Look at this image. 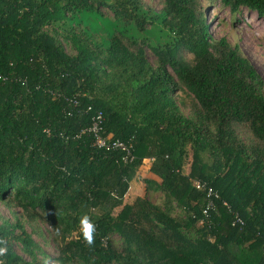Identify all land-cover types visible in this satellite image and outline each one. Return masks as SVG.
<instances>
[{
	"label": "trees",
	"instance_id": "16d2710c",
	"mask_svg": "<svg viewBox=\"0 0 264 264\" xmlns=\"http://www.w3.org/2000/svg\"><path fill=\"white\" fill-rule=\"evenodd\" d=\"M204 1L264 17V0H0V201L50 228L58 264H264V80L213 38ZM97 111L131 161L95 146ZM0 248L45 264L22 222L0 224Z\"/></svg>",
	"mask_w": 264,
	"mask_h": 264
},
{
	"label": "rangeland",
	"instance_id": "374dc122",
	"mask_svg": "<svg viewBox=\"0 0 264 264\" xmlns=\"http://www.w3.org/2000/svg\"><path fill=\"white\" fill-rule=\"evenodd\" d=\"M145 1L154 10L159 11L161 9L160 0ZM203 4L207 7L206 15L213 38H225L231 46L237 47L264 80V17H259L255 12L246 8H242L239 13L232 15L228 9L222 8L218 1L213 3L204 1ZM147 57L153 65L154 57L149 50L147 51ZM187 57L190 58V56ZM184 97V94H178V98ZM191 160V155H189L183 166V174L189 173ZM145 163L149 167L151 160H146ZM144 176L143 173H136L129 184L127 193L123 197V204H133L140 199L145 186L142 181ZM146 199L152 204H160L162 196L160 193L150 192ZM179 212L180 210L176 208V213ZM4 221L14 225L18 221L22 222L26 232L31 234L32 239L41 250L37 254L38 260L43 261L45 264H58L55 260L58 255L57 246L50 228L46 224L40 222L35 225L29 224L21 208L12 199L0 201V224ZM35 228H38L37 233L34 232ZM16 232L18 233L19 230ZM112 239L116 243H120L118 236L114 235ZM13 247L16 253L27 260L29 259L28 255L23 252L22 245L19 242H14Z\"/></svg>",
	"mask_w": 264,
	"mask_h": 264
},
{
	"label": "built area",
	"instance_id": "2783aa9c",
	"mask_svg": "<svg viewBox=\"0 0 264 264\" xmlns=\"http://www.w3.org/2000/svg\"><path fill=\"white\" fill-rule=\"evenodd\" d=\"M91 107L87 108V111H90ZM102 123H103V116L102 113L100 111H97V113L93 116L92 118V125L89 129V131L93 134L94 136V144L96 147L98 148H104L107 151H120L122 153H125L123 158V161L125 163H127L128 161H131V155H130V150L129 147L126 146L123 142L119 141V140H111L110 138L105 139L103 137H101L99 135V132L101 130L102 127ZM194 187L196 189H202L203 185L200 184L199 182H194ZM212 197L213 198H217V194H215L211 189H208L207 192V198H208V202L206 207L204 208L203 215L205 217L209 216L210 210L213 209V202H212ZM236 221L233 223V226H237V225H242V221L238 218V216L236 215Z\"/></svg>",
	"mask_w": 264,
	"mask_h": 264
},
{
	"label": "clouds",
	"instance_id": "9594fccd",
	"mask_svg": "<svg viewBox=\"0 0 264 264\" xmlns=\"http://www.w3.org/2000/svg\"><path fill=\"white\" fill-rule=\"evenodd\" d=\"M83 226V233L85 240L91 244L93 242V232H94V225L90 223L88 217H85L82 221ZM7 249L6 248H0V256L5 255ZM0 264H3V261L0 260Z\"/></svg>",
	"mask_w": 264,
	"mask_h": 264
},
{
	"label": "crops",
	"instance_id": "0c3cea01",
	"mask_svg": "<svg viewBox=\"0 0 264 264\" xmlns=\"http://www.w3.org/2000/svg\"><path fill=\"white\" fill-rule=\"evenodd\" d=\"M147 160H149V159H147ZM146 160H144V164L142 165V167H141V170H139L138 171V173H143V175H145L143 178L145 179L146 177H148V175H147V169H148V167L146 166ZM149 165H150V163H149ZM148 165V166H149ZM147 167V168H146ZM146 168V169H145ZM142 178V179H143ZM143 181V180H142ZM144 189V188H143Z\"/></svg>",
	"mask_w": 264,
	"mask_h": 264
}]
</instances>
